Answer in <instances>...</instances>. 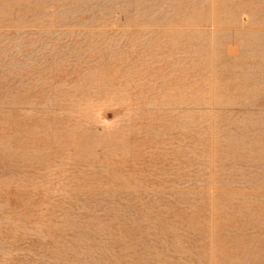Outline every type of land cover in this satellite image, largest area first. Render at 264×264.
Listing matches in <instances>:
<instances>
[{"label": "rangeland", "instance_id": "rangeland-1", "mask_svg": "<svg viewBox=\"0 0 264 264\" xmlns=\"http://www.w3.org/2000/svg\"><path fill=\"white\" fill-rule=\"evenodd\" d=\"M0 264H264V0H0Z\"/></svg>", "mask_w": 264, "mask_h": 264}]
</instances>
